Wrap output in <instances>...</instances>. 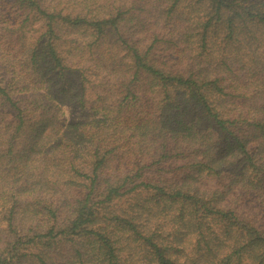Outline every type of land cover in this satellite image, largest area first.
<instances>
[{"label":"trees","instance_id":"obj_1","mask_svg":"<svg viewBox=\"0 0 264 264\" xmlns=\"http://www.w3.org/2000/svg\"><path fill=\"white\" fill-rule=\"evenodd\" d=\"M0 264H264V0H0Z\"/></svg>","mask_w":264,"mask_h":264},{"label":"rangeland","instance_id":"obj_2","mask_svg":"<svg viewBox=\"0 0 264 264\" xmlns=\"http://www.w3.org/2000/svg\"><path fill=\"white\" fill-rule=\"evenodd\" d=\"M71 117H73V118H77V117H78V115H77V113L75 112V110H72V112H71Z\"/></svg>","mask_w":264,"mask_h":264}]
</instances>
